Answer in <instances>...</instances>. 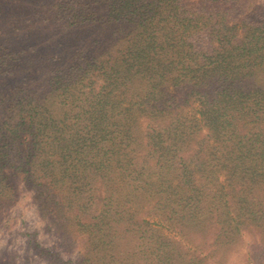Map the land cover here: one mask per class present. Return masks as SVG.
I'll list each match as a JSON object with an SVG mask.
<instances>
[{"label":"trees","instance_id":"16d2710c","mask_svg":"<svg viewBox=\"0 0 264 264\" xmlns=\"http://www.w3.org/2000/svg\"><path fill=\"white\" fill-rule=\"evenodd\" d=\"M242 1L57 3L69 25L101 22L98 45L69 52L41 79L22 72L19 85L6 79L17 65L0 63V209L19 183L31 189L61 243L79 246L74 264H197L150 219L188 231L192 211L204 210V184L229 198L212 180L223 167L246 201H261L264 6L244 11ZM193 102L208 125L205 142L184 110ZM218 221L189 235V246H219Z\"/></svg>","mask_w":264,"mask_h":264},{"label":"rangeland","instance_id":"374dc122","mask_svg":"<svg viewBox=\"0 0 264 264\" xmlns=\"http://www.w3.org/2000/svg\"><path fill=\"white\" fill-rule=\"evenodd\" d=\"M61 1L0 0V63L13 61L17 65L6 78L9 83L21 84L22 72L28 69H35L37 79H41L56 69L54 66L65 60L71 54L69 52L75 54L82 51V45H98L93 39L97 31L102 29V24H98L101 22L69 25L67 18L60 16L69 12L68 8L57 7V3ZM242 2L244 11H249L256 4L264 6V0ZM238 35H243L240 25ZM108 41L109 39L101 44L109 45ZM40 54H43L42 57ZM39 61H45L47 66H37ZM17 70L20 72H16ZM1 74L0 70V89L6 82V73ZM36 81L35 76L30 75L29 82ZM25 82L28 85L27 79ZM200 108L198 102H193L184 110L195 123V138L205 142L211 137ZM138 121L141 127L145 125L144 118H139ZM212 176V180L218 183L220 193L226 192L229 198L215 199L216 188L204 184L203 195L207 200L204 210L195 208L192 211L188 220L192 228H187V231L180 222L166 221L160 216L150 219L152 224L162 234L178 240V247L183 248L197 264H264V191L260 193L261 201H246L242 186L233 187L228 184L225 167ZM217 200L220 201V210L213 203ZM193 204L197 205V202L193 201ZM214 218L220 222V237L216 241L220 245L201 242L198 248L189 246L191 243H188L187 237L202 236L200 232L203 227L214 225ZM235 223L239 228L237 230ZM234 230L235 233H231ZM78 248L75 244L64 246L61 243L48 216L40 213L33 191L19 183L15 200L0 209V261H7L9 264H53V257L57 254L60 261L56 264H74Z\"/></svg>","mask_w":264,"mask_h":264}]
</instances>
